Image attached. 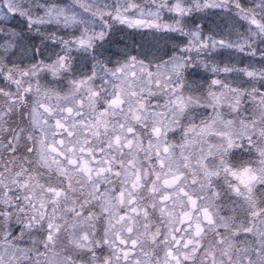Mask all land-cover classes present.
Returning a JSON list of instances; mask_svg holds the SVG:
<instances>
[{
  "label": "snow or ice",
  "instance_id": "obj_1",
  "mask_svg": "<svg viewBox=\"0 0 264 264\" xmlns=\"http://www.w3.org/2000/svg\"><path fill=\"white\" fill-rule=\"evenodd\" d=\"M0 264H264V0H0Z\"/></svg>",
  "mask_w": 264,
  "mask_h": 264
}]
</instances>
